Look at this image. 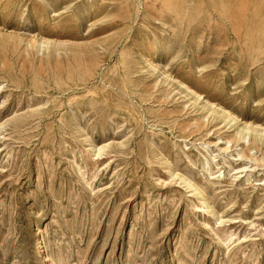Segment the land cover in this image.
<instances>
[{"label": "rangeland", "instance_id": "rangeland-1", "mask_svg": "<svg viewBox=\"0 0 264 264\" xmlns=\"http://www.w3.org/2000/svg\"><path fill=\"white\" fill-rule=\"evenodd\" d=\"M0 264H264V0H0Z\"/></svg>", "mask_w": 264, "mask_h": 264}, {"label": "bare ground", "instance_id": "bare-ground-1", "mask_svg": "<svg viewBox=\"0 0 264 264\" xmlns=\"http://www.w3.org/2000/svg\"><path fill=\"white\" fill-rule=\"evenodd\" d=\"M39 250V249H38Z\"/></svg>", "mask_w": 264, "mask_h": 264}]
</instances>
